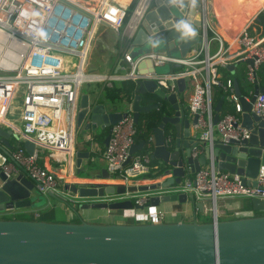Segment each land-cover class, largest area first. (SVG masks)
Returning a JSON list of instances; mask_svg holds the SVG:
<instances>
[{
    "label": "built area",
    "instance_id": "1",
    "mask_svg": "<svg viewBox=\"0 0 264 264\" xmlns=\"http://www.w3.org/2000/svg\"><path fill=\"white\" fill-rule=\"evenodd\" d=\"M152 0H136L129 18L123 23L127 6L117 0H0V127L10 130L13 147L9 159L0 164L6 177L20 171L34 182L42 194H52L61 204L76 208L81 201H112L129 199L137 208L138 217L151 221H162L166 216L163 210H143L148 205V197L171 191L189 193L191 198L208 202V209L216 215L218 199L234 196L256 197L264 200V164H260L255 183H246L240 174L217 170L212 157L194 171L193 176L184 178L173 186H156L141 191L106 193L94 197H78L62 189L53 171L37 162L42 149L63 152L69 159L74 153L77 126L75 117L78 107L80 85L89 81H103L107 86L113 80L137 77L136 64L145 57L152 66L177 64L176 68L165 72H144L140 77L152 78L156 85L167 91L176 89L173 81L187 77L192 88L187 108L196 115L194 134L198 140L191 153L202 150V142L211 140L213 129L220 140L229 137L245 138L248 130L239 125L241 104L235 93L233 79L219 78L217 67L243 61L244 77L253 84L257 81V70L264 62V29L251 28L245 23L236 29L228 41L209 24L206 6L202 0L198 41L189 53L172 55L163 50H150L134 59L127 51L123 58L129 69L125 72L95 73L86 71L85 56L93 36L94 27L105 24L115 31L125 26L134 17L140 20L150 7ZM260 9H264V3ZM257 9H255L256 11ZM188 25L187 20H183ZM163 35L161 32L153 37ZM216 41L210 51V40ZM69 56V60L65 57ZM72 57V62L70 61ZM170 82V83H169ZM212 86H218L231 103V110L218 114L212 123ZM251 90L243 94L248 99ZM19 98L15 120L9 118L10 106L14 97ZM253 109L264 120V94L254 96ZM134 121L129 108L125 114L111 125L107 142L102 150L105 169L112 179L130 181L149 171L148 153L132 152L124 163L128 148L133 142ZM85 139L90 137L85 136ZM32 143L30 152L23 141ZM169 138L165 136L164 141Z\"/></svg>",
    "mask_w": 264,
    "mask_h": 264
},
{
    "label": "water",
    "instance_id": "2",
    "mask_svg": "<svg viewBox=\"0 0 264 264\" xmlns=\"http://www.w3.org/2000/svg\"><path fill=\"white\" fill-rule=\"evenodd\" d=\"M201 0H152L150 7L141 16L130 38L129 54L132 59L141 53L162 47L172 55H184L197 44L200 27ZM175 8V9H174ZM189 22L184 25L183 20ZM104 24V23H103ZM161 32L163 35L153 37ZM177 64L167 66V70ZM227 68L233 70L234 63ZM167 70H163L165 72ZM133 94L115 103L97 100L88 92L80 91L75 123L83 131L96 127L106 133L107 142L111 125L117 122L129 108L133 121L140 112L158 107L156 102H141L143 93H155L167 104L159 120L152 127V149L148 153L155 160L151 178L142 176L125 182L61 183L62 189L78 197H94L106 193L141 191L156 186H173L184 178H190L199 167L212 157L217 170L240 174L246 183H255L254 176L260 164H264V120L253 109L254 96L264 91V84H252L245 99L233 79V86L241 104L239 125L248 130L245 138L229 137L220 140L216 134L202 142V150L193 155L192 147L198 140L193 126L195 114L188 112L181 99L186 76L176 78V89L167 91L156 85L152 78L140 77L144 72H157L156 65L145 57L136 64ZM158 73V72H157ZM170 83V82H169ZM222 97V96H221ZM221 100L213 106L212 123H215ZM173 132L171 143L164 141V131ZM10 130L0 127V140L6 150L0 152V164L10 157L13 145L9 142ZM144 140L132 142L128 156L140 148ZM23 146L30 152L32 143L24 140ZM76 164L88 151H76ZM78 173V170H76ZM102 176H111L102 169ZM153 178L154 181H153ZM151 179V180H150ZM145 181V182H143ZM34 182L26 174L18 172L6 177L0 168V212L29 206ZM52 196V194H50ZM191 197L184 192H167L148 197V205L163 201H184ZM253 215L210 221L173 222H59L41 219H17L0 217V264H264V200L251 197ZM80 208H142L129 199L112 201H81Z\"/></svg>",
    "mask_w": 264,
    "mask_h": 264
},
{
    "label": "crops",
    "instance_id": "3",
    "mask_svg": "<svg viewBox=\"0 0 264 264\" xmlns=\"http://www.w3.org/2000/svg\"><path fill=\"white\" fill-rule=\"evenodd\" d=\"M130 0L123 1L125 6H128ZM213 2V4L211 3ZM206 6V14L209 11L211 15L212 26L215 31L222 37L224 42L228 41L229 38L235 33L236 29L245 23H249L251 28L264 29V25L256 20V15L259 11L264 0H203ZM202 4V0L200 1ZM213 6V7H212ZM255 9H257L255 11ZM208 19V18H207ZM139 20L137 17L131 18L125 26H121L115 31L111 27L105 24H98L94 27L93 36L88 44V48L85 56V67L86 71L95 73H113L116 71H127L129 69L128 63L123 58L124 51L129 53L130 49V38L134 30L137 27ZM109 29V31H108ZM98 30L96 33L95 31ZM110 32V34H108ZM97 35V36H96ZM216 46V41L214 39L210 40L209 48L212 51ZM192 47L186 53H189ZM158 50H163L162 48H157ZM155 49V50H157ZM95 50L99 53L108 52L111 57V64L109 71L106 72H96L91 71L88 68L89 65V55ZM140 55V54H139ZM171 67V65H168ZM244 66V65H243ZM235 67V64H234ZM220 66L217 67L219 78L224 80L229 76L234 79V75L237 74V67L230 70L229 73L222 74ZM244 68V67H243ZM235 73H234V72ZM222 74V75H221ZM244 72H242L243 92L247 94L248 91L252 90V84H250L245 77H243ZM257 84L263 85L264 80L262 79L261 71L257 70ZM120 80H113V82H119ZM90 82V81H89ZM96 83V87H89L90 85L83 86L80 85V91L88 92L91 96H94L97 100L101 101L100 87L105 85L103 81H91ZM87 84V82H84ZM192 85L190 81H185V87L181 93V99L184 104L187 105L188 97L191 91ZM218 88L212 86L211 93V105L216 104L212 102L214 98V92ZM264 92V91H263ZM262 92V93H263ZM222 96V95H221ZM220 100V99H219ZM220 110V108H219ZM10 116V115H9ZM16 117V116H15ZM15 117H13L15 119ZM11 118V119H13ZM4 128V127H1ZM4 129H7L6 127ZM106 131H101L100 128L96 127L94 130L83 131L81 127L77 128L75 134V145L74 150L76 151H88V155H83L80 157L79 165L76 164V157L74 154L68 157L67 154L63 152H53L48 149H42L37 162L44 166L45 168L53 171L57 177L60 178L61 183L64 182H74V183H95V182H109L113 181L112 178H105L102 176V169L105 167V162L102 157V150L104 148L103 138ZM217 132L213 129V133ZM85 136L90 137V139H85ZM152 138V137H151ZM9 142L13 145V139L9 135ZM142 140V139H141ZM134 141V142H139ZM144 145V144H143ZM142 145V146H143ZM14 146V145H13ZM141 146V147H142ZM140 147V148H141ZM140 148L134 150L137 152ZM6 150V146L0 140V152ZM9 159L6 156L5 160ZM207 162V161H206ZM205 162V163H206ZM78 170V173H76ZM22 172V171H20ZM24 173V172H22ZM25 174V173H24ZM191 177L193 174L190 175ZM153 177L152 175L149 178ZM72 179V180H71ZM135 179V178H134ZM155 178H153L154 181ZM109 180V181H108ZM151 180V179H150ZM120 181V180H119ZM145 182V181H143ZM126 183V182H125ZM61 184V187H62ZM31 203L29 206L20 207L16 209L4 210L0 214L6 215V218H17V219H41L47 221H59V222H78L79 220L93 221V222H127V223H146L155 222L151 220H144L142 217H138L137 214L139 210L136 208H124V209H108V208H70L67 206L63 215L65 218L58 219L56 217L59 208H63L53 196L49 194H42L38 191H33L31 193ZM216 215H213L208 209V202L194 200L191 197H186L184 201L180 202L177 200L173 201H163L155 206H145L143 210H163L166 211V216L162 221L173 222V221H210L214 218L216 219H230L241 216H249L257 211L253 210L250 203V198L244 196H234L230 198L218 199L216 202ZM64 209V208H63ZM200 218L197 220V218ZM158 222V221H156ZM161 222V221H160Z\"/></svg>",
    "mask_w": 264,
    "mask_h": 264
},
{
    "label": "trees",
    "instance_id": "4",
    "mask_svg": "<svg viewBox=\"0 0 264 264\" xmlns=\"http://www.w3.org/2000/svg\"><path fill=\"white\" fill-rule=\"evenodd\" d=\"M136 0H130L127 6L125 15L123 17V23L127 21L129 15L132 11V8ZM256 20L264 25V9L259 11L256 15ZM237 67V74L234 75V79L237 81L238 87L241 92H243L244 82L242 81V72H244V63L243 61H237L234 63ZM234 67V68H235ZM222 74L229 73V69L226 66H220ZM259 72L262 73V79L264 80V62L259 65ZM234 72V71H233ZM235 73V72H234ZM221 74V75H222ZM229 77V76H225ZM244 77V75H243ZM134 80L130 78L121 79L119 82H113L110 86H101L100 87V96L102 99L115 103L117 100L122 98L129 99L133 94ZM218 89L214 92V98L212 102L215 103L217 100H221L220 113L224 111L231 110V103L226 99L224 93L218 86H215ZM264 94V92H263ZM222 95V97H221ZM141 102H156L158 107H152L147 111L140 112L137 116V120L134 122V135L133 141L144 140V145L137 152L149 153L152 149V127L156 125L159 120L160 114L163 110L167 109L166 102L155 93H143L141 96ZM164 136L169 138L167 143H171L173 132L170 128H166L164 131ZM153 165H155V160L150 159V169L148 172L144 173L143 176L149 177L154 170Z\"/></svg>",
    "mask_w": 264,
    "mask_h": 264
},
{
    "label": "rangeland",
    "instance_id": "5",
    "mask_svg": "<svg viewBox=\"0 0 264 264\" xmlns=\"http://www.w3.org/2000/svg\"><path fill=\"white\" fill-rule=\"evenodd\" d=\"M118 2L120 3H123V1H126V0H117ZM175 9V8H174ZM207 18H208V21H209V24L211 25L212 24V21H211V15L209 14V11H207ZM98 30L95 31V33L97 32ZM109 31V29H108ZM108 34H110V32H108ZM97 36V35H96ZM159 48H162V47H159ZM186 54V53H185ZM67 60H69V56H66L65 57ZM72 57L70 59V61L68 62H72ZM110 64H111V57H110V54L108 52H102V53H99L95 50H93L90 55H89V65H88V68L89 70L91 71H96V72H106V71H109V67H110ZM167 66L168 64L165 63L163 65H159V66H156V69H157V72H162L163 70H167ZM86 69V68H85ZM85 85H90L89 87H96V83L95 82H87L86 83H83V86L85 87ZM18 106H19V98L17 96L14 97V99H12L11 101V106H10V111H11V115L8 116L9 118H13L15 117V113H17L18 111ZM13 120L17 121L16 119L13 118ZM143 174H140L138 176H136L135 178H140L142 177ZM120 179H114L113 181L115 182H122V181H119ZM64 208V209H63ZM63 208H59L57 209L55 212H57V215L56 217L58 219H63L65 218V216L63 215V213L65 212L66 208H67V204L66 202L64 203V207ZM0 217H6V215L4 214H0ZM200 218L198 217L197 220H199Z\"/></svg>",
    "mask_w": 264,
    "mask_h": 264
},
{
    "label": "bare ground",
    "instance_id": "6",
    "mask_svg": "<svg viewBox=\"0 0 264 264\" xmlns=\"http://www.w3.org/2000/svg\"><path fill=\"white\" fill-rule=\"evenodd\" d=\"M211 3L213 4V2H212V1H211ZM212 7H213V6H212ZM71 180H72V179H71ZM105 181H106V180H105ZM105 181H104V182H105ZM108 181H109V180H108ZM115 182H116V181H115Z\"/></svg>",
    "mask_w": 264,
    "mask_h": 264
}]
</instances>
